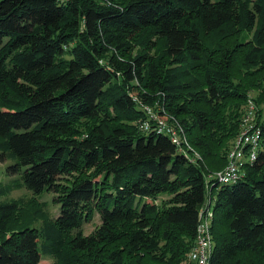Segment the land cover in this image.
I'll return each instance as SVG.
<instances>
[{"label":"trees","instance_id":"obj_1","mask_svg":"<svg viewBox=\"0 0 264 264\" xmlns=\"http://www.w3.org/2000/svg\"><path fill=\"white\" fill-rule=\"evenodd\" d=\"M100 3L0 0V159L61 206L10 232L28 206L1 201L0 264H188L208 199L209 264H264V0ZM251 92L258 158L219 184Z\"/></svg>","mask_w":264,"mask_h":264},{"label":"built area","instance_id":"obj_2","mask_svg":"<svg viewBox=\"0 0 264 264\" xmlns=\"http://www.w3.org/2000/svg\"><path fill=\"white\" fill-rule=\"evenodd\" d=\"M247 107L248 109L240 123L239 134L233 142V148L228 153V163L225 170L210 176V178L213 177L219 184H232L244 179L247 176V167L253 166L258 158V151L261 146L262 138V130L256 123L258 109L251 99L248 100ZM147 111L152 115L151 118L154 119V121L160 118L159 116L156 117L153 115L151 109H147ZM160 119L162 121L159 123V129H165L171 133L172 139H174L177 145L185 143V141L179 138V136L184 133L182 128L176 130L169 122L166 124L164 122L167 121L162 118ZM145 126V130H148L150 125L148 122H145L143 127ZM210 204L208 199V203L205 202L199 210V223L197 226L195 245L188 255V264H209L213 255L214 241L212 222L214 220V210L213 206Z\"/></svg>","mask_w":264,"mask_h":264},{"label":"rangeland","instance_id":"obj_3","mask_svg":"<svg viewBox=\"0 0 264 264\" xmlns=\"http://www.w3.org/2000/svg\"><path fill=\"white\" fill-rule=\"evenodd\" d=\"M99 3H105L107 0H97ZM100 3V4H101ZM251 34L246 31H238L236 35L229 40V44L231 46L236 45L238 42L248 41L251 38ZM219 35L212 36V41H218ZM252 80H250L251 82ZM252 84V82L250 83ZM250 99H255L256 92H251ZM249 99V100H250ZM248 103V102H247ZM248 107L244 109V114L246 113ZM153 115L157 117V112L155 110H151ZM149 114V112H148ZM151 117L152 115L149 114ZM158 124L162 121L160 118L155 120ZM145 122H141L140 129L145 130L146 126L143 127ZM168 124V122H164ZM180 127L178 128V130ZM179 134V131H178ZM182 141H185V137L183 135L179 136ZM233 147L230 148L231 151ZM228 151V152H229ZM13 164V162L9 160L2 161L0 159V202L1 201H11V200H23L25 204L28 206L25 208L23 213H19L16 220L13 222L11 227L9 228L10 232L15 230H21L23 228H35L41 229L43 227L44 220L47 217L52 219L57 218L60 215V204L56 202V194L52 191H43L40 194H36L25 187H14L17 184L21 183V175L11 173L9 167ZM13 187L11 190H9ZM167 200V197L162 198ZM101 224L100 215L97 214L93 222L86 224L84 226V231L86 235L91 234L96 228ZM43 262V261H42ZM42 264V263H41Z\"/></svg>","mask_w":264,"mask_h":264}]
</instances>
